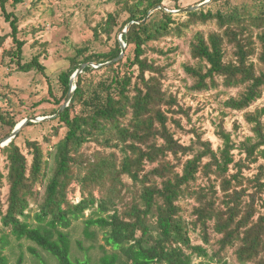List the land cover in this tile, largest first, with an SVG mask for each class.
Returning <instances> with one entry per match:
<instances>
[{
    "label": "trees",
    "instance_id": "1",
    "mask_svg": "<svg viewBox=\"0 0 264 264\" xmlns=\"http://www.w3.org/2000/svg\"><path fill=\"white\" fill-rule=\"evenodd\" d=\"M25 1L0 0L17 42L13 62L19 70L45 73L39 55L23 62L25 42L18 37L17 17L8 12V4ZM165 2H125L128 17L111 13L100 28L109 35L116 27L123 31L131 21L144 20L154 7H166ZM217 2V9L205 6L185 16L159 9L144 22L133 23L123 35L127 43L123 59L85 68L70 105L47 121L57 122L55 135L66 128L53 148L28 140L29 159L18 140L26 127L47 123L29 122L0 150L8 162V173L0 170V195L5 180L10 187L7 201L0 199V264H13L6 254L12 247L11 235L37 244L60 264H93L91 257L74 255L68 231L89 209L93 210L85 217L86 237L96 239L97 229L104 234L99 264H194L195 256L208 258L206 264H220L231 255L242 264H264V165L254 178L246 175L264 157V108L249 110L264 95V4L253 12L230 0L212 4ZM176 4L179 9L181 5ZM210 24L217 26L207 32L194 31L190 43L194 63L185 64V70L194 79L191 89L195 91L220 85L224 92L238 89L225 104L245 111L254 134L240 147L223 125L218 131L223 146L218 150L200 133V146L182 143L170 125L172 121L180 127L181 121L172 114L189 116V109L165 88L166 67L148 55L149 48L168 54L163 48L150 47L151 42L185 36L195 27ZM100 28L95 27L96 34ZM121 52L118 38L106 52L88 55L85 48H79L70 59L71 66L59 75L61 94L50 81L49 97L34 106L48 101L54 108L41 115L56 114L69 94L71 77L84 62L104 63ZM0 99L14 108L12 112L0 107L1 124L8 128L1 140L19 123L16 112L20 103L8 93H0ZM45 140L51 143L50 137ZM91 143L101 144L102 149L88 155L84 149ZM237 148L246 150V161H237ZM126 178L132 181L133 192ZM73 183L80 186L82 199L78 202L69 196L70 190H76ZM132 193L134 197L128 200ZM191 200L196 204L188 215ZM199 227L203 244H195L191 238V231ZM29 250L39 256L35 246ZM22 262L21 257L18 264Z\"/></svg>",
    "mask_w": 264,
    "mask_h": 264
},
{
    "label": "rangeland",
    "instance_id": "2",
    "mask_svg": "<svg viewBox=\"0 0 264 264\" xmlns=\"http://www.w3.org/2000/svg\"><path fill=\"white\" fill-rule=\"evenodd\" d=\"M133 1L26 0L16 6L12 3L8 4V12H13V17L18 19V37L25 42L23 62L31 61L35 56L39 55L41 63L46 67L45 73L37 71V69L26 72L17 68L16 63L13 62L16 59L13 56V51L17 49V42L13 34L11 21L7 19L3 9L0 7V93H8L20 103V110L16 112V118L19 119V122L25 118L38 117L33 116L35 114L42 116V113L51 111L54 108V104L48 101L40 102L41 104L38 106H34V103L49 97L50 81L56 91L59 92V75L71 66L70 59L77 53L79 48H85L88 55L93 52H106L111 49L117 38L120 39L122 31H119L116 27L112 34L109 35L108 32L100 28V25L107 21L111 13L117 14V12H121L122 17L124 19L127 18L128 13L124 8V3ZM198 1L200 3L202 0H180L178 2L166 0L165 5L166 8L176 9V3H178V5H181L179 9H182L194 5ZM230 1L232 5H246L253 9V12L264 4V0ZM213 2L206 7L211 6L214 9L220 7L218 2L214 5L212 4ZM185 13L183 16H185ZM96 26L101 30L99 34L95 33ZM216 26V24H210V26L201 25L189 31L185 36H167L164 39L153 41L149 44L150 47L163 48L168 54L155 52L149 48L148 55L151 59H155L159 65L166 67L165 88L177 94L184 108L189 109V116L185 113L172 114L173 118L180 120L182 125L178 127L176 123L171 121L170 125L176 132L177 137L186 145L194 143L200 146L197 138V133H200L204 140H210L213 148L218 150L223 146V139L218 133L220 125H223L225 130L231 133L232 138L239 145L238 147L242 146L241 143L247 137L254 134L252 131L253 124L247 121L245 111L232 110L225 104V101L231 95L238 93V89L224 92L222 90L224 88L223 85L203 91L191 89L194 79L187 74L185 64L194 63L190 53V43L194 31L201 29L207 32ZM256 62L260 63L257 59ZM258 66L263 67L262 64ZM59 93L61 94V92ZM0 107L6 111H11L13 108L10 103L7 104L2 99H0ZM257 108H264V95L249 110L255 111ZM53 119L42 122L52 121ZM55 126H58V124L53 121L42 125L28 126L24 131V128L21 130L23 133L18 143L30 160H32V155L29 152L28 140H38L46 148L51 149L53 145L65 136L66 128H61L60 135H55L53 132ZM7 131L8 128L2 126L0 120V137ZM46 137L51 138V143L46 142ZM101 149V144L91 143L84 150L88 155H93ZM234 153L237 161L240 159L246 161L247 152L245 149L237 148ZM53 163L54 158L52 157L51 166ZM7 164L5 155L0 154V170L4 174L8 173ZM261 165H264V157L258 163L253 164L252 169H247L246 175L254 178L260 172ZM126 180L131 184L133 192L132 181L128 178ZM199 183L206 185L204 179H199ZM72 186H75L76 190H70L69 196L75 202H78L82 199L80 186L77 183H73ZM9 188L5 180V185L0 195V199L3 202L7 201ZM250 189L252 192L255 190L252 187ZM96 194L99 195L98 190ZM132 197H134L133 193L128 196V200ZM194 204H196L195 200L189 201L187 205L189 208L188 215L191 214ZM33 206L35 207L36 204H33ZM92 210H87L85 216L75 219L68 231L72 237L74 255L82 259L91 257L93 264H99L98 261L103 255L101 245L105 244L104 234L97 229L96 239H88L85 235V217H88ZM110 212L104 215H108ZM191 238L195 244L204 243L200 227L197 231H191ZM11 240L12 247L6 251L10 263L18 264L19 259L22 257V264H43L44 262L60 264L57 258L29 240H19L13 235H11ZM31 246H35L38 249L39 256H35L30 252L29 248ZM230 251L232 253L233 249ZM225 260L227 261L226 263L220 264H242L234 255H231L229 260L226 257ZM207 262H209L208 258L195 256L194 264H206Z\"/></svg>",
    "mask_w": 264,
    "mask_h": 264
},
{
    "label": "water",
    "instance_id": "3",
    "mask_svg": "<svg viewBox=\"0 0 264 264\" xmlns=\"http://www.w3.org/2000/svg\"><path fill=\"white\" fill-rule=\"evenodd\" d=\"M213 1L214 0H205V1L201 2V3H199V4L188 6V7L182 8V9H169V8H166L164 5H159V6L154 7L153 9H151L149 11L148 15L146 16V18H148L154 11L159 10V9H164V10H166L168 12H172V13H175V14H181V13H184V12H190V11L201 9V8H203L205 6H208ZM146 18L144 20H133V21H131L129 23V25L122 31V33L120 35V39H119V41L121 43V46H122V52H121V54L118 57H116L113 60L104 62V63H98V62L90 61V62H84L81 65V67L71 77V80H70L71 88H70L69 94H68L64 104L60 107L59 111L56 114H53V115H50V116H38V117H31V118L23 119L21 122H19L17 124V126L14 128V130L12 131V133L9 136H7V137H5V138L0 140V150H2L5 146L9 145L17 137L19 132L24 128V126L27 125L29 122H42V121H45V120H48V119H53V118H56V117L60 116L64 112V110L70 105V103H71V101H72V99L74 97L75 90L78 87L79 76L85 70V68H87V67L100 68L102 66H108V65H110L112 63L118 62L121 59H123V57H124V55L126 53V46H127V43L123 39V35L129 31V29H130V27H131V25L133 23H135V22H138V23L144 22L146 20Z\"/></svg>",
    "mask_w": 264,
    "mask_h": 264
}]
</instances>
